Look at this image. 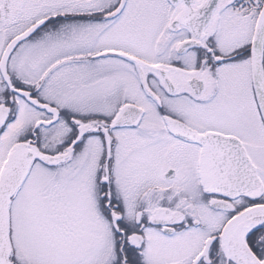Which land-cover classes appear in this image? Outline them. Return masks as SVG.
Returning <instances> with one entry per match:
<instances>
[{
	"label": "snow or ice",
	"instance_id": "1",
	"mask_svg": "<svg viewBox=\"0 0 264 264\" xmlns=\"http://www.w3.org/2000/svg\"><path fill=\"white\" fill-rule=\"evenodd\" d=\"M0 264H264V0H0Z\"/></svg>",
	"mask_w": 264,
	"mask_h": 264
}]
</instances>
